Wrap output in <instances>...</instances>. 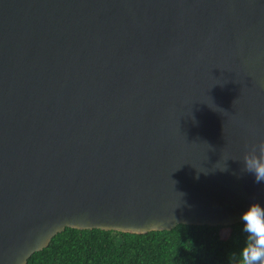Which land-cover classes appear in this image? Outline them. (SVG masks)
Segmentation results:
<instances>
[{
  "label": "water",
  "instance_id": "obj_1",
  "mask_svg": "<svg viewBox=\"0 0 264 264\" xmlns=\"http://www.w3.org/2000/svg\"><path fill=\"white\" fill-rule=\"evenodd\" d=\"M261 141L264 0H0V264L67 227L240 223Z\"/></svg>",
  "mask_w": 264,
  "mask_h": 264
},
{
  "label": "trees",
  "instance_id": "obj_2",
  "mask_svg": "<svg viewBox=\"0 0 264 264\" xmlns=\"http://www.w3.org/2000/svg\"><path fill=\"white\" fill-rule=\"evenodd\" d=\"M224 229L229 233L222 237ZM249 242L243 222L178 224L171 230L147 233L67 227L27 264H238Z\"/></svg>",
  "mask_w": 264,
  "mask_h": 264
},
{
  "label": "clouds",
  "instance_id": "obj_3",
  "mask_svg": "<svg viewBox=\"0 0 264 264\" xmlns=\"http://www.w3.org/2000/svg\"><path fill=\"white\" fill-rule=\"evenodd\" d=\"M238 161L241 172L252 175L254 183L264 184V141L248 149ZM240 219L252 243L239 254L238 264H264V206L250 204Z\"/></svg>",
  "mask_w": 264,
  "mask_h": 264
},
{
  "label": "rangeland",
  "instance_id": "obj_4",
  "mask_svg": "<svg viewBox=\"0 0 264 264\" xmlns=\"http://www.w3.org/2000/svg\"><path fill=\"white\" fill-rule=\"evenodd\" d=\"M228 233H229V230H228V229H224V230H222V231L220 232V234H221L222 237L227 236Z\"/></svg>",
  "mask_w": 264,
  "mask_h": 264
}]
</instances>
